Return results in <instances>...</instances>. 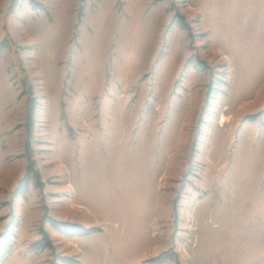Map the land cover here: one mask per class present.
I'll use <instances>...</instances> for the list:
<instances>
[{"label": "rangeland", "instance_id": "rangeland-1", "mask_svg": "<svg viewBox=\"0 0 264 264\" xmlns=\"http://www.w3.org/2000/svg\"><path fill=\"white\" fill-rule=\"evenodd\" d=\"M2 42L0 264H264V0H0Z\"/></svg>", "mask_w": 264, "mask_h": 264}, {"label": "trees", "instance_id": "trees-1", "mask_svg": "<svg viewBox=\"0 0 264 264\" xmlns=\"http://www.w3.org/2000/svg\"><path fill=\"white\" fill-rule=\"evenodd\" d=\"M34 6L35 7H41L42 5L40 4V3H34ZM3 45H4V43L2 42V43H0V50H1V48L3 47ZM192 59H189L188 60V62H190ZM194 64V66L198 69V70H203L204 68H205V66L203 65H198V63H196V62H194L193 63ZM208 97V96H207ZM27 101H28V107H27V110H26V115L28 116V118L31 116V110H32V105H31V101H30V99H27ZM262 113H264V109L262 110V111H260V112H257V113H254V114H249V115H246L245 117H244V119H255V118H257L258 116H260ZM26 180V179H25ZM23 181V180H22ZM16 190H18V189H16ZM99 230V227H96V226H93V227H88V228H84V233H90V232H93V231H98ZM9 246H10V244L8 245V247L7 248H5V249H8L9 248ZM4 249V250H5ZM156 258H158V257H156ZM156 258H151V259H149V261H151V260H155ZM80 264V263H79Z\"/></svg>", "mask_w": 264, "mask_h": 264}, {"label": "bare ground", "instance_id": "bare-ground-1", "mask_svg": "<svg viewBox=\"0 0 264 264\" xmlns=\"http://www.w3.org/2000/svg\"><path fill=\"white\" fill-rule=\"evenodd\" d=\"M225 118H224V116H223V120H224Z\"/></svg>", "mask_w": 264, "mask_h": 264}]
</instances>
